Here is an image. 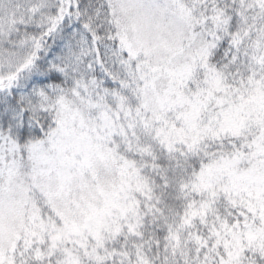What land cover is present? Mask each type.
I'll return each instance as SVG.
<instances>
[{
  "label": "snow or ice",
  "instance_id": "1",
  "mask_svg": "<svg viewBox=\"0 0 264 264\" xmlns=\"http://www.w3.org/2000/svg\"><path fill=\"white\" fill-rule=\"evenodd\" d=\"M0 264H264V0H0Z\"/></svg>",
  "mask_w": 264,
  "mask_h": 264
}]
</instances>
